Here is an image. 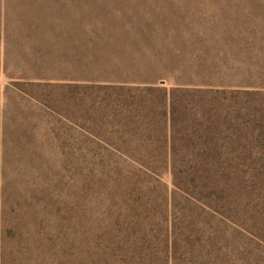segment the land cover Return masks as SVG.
Wrapping results in <instances>:
<instances>
[{"label":"rangeland","instance_id":"374dc122","mask_svg":"<svg viewBox=\"0 0 264 264\" xmlns=\"http://www.w3.org/2000/svg\"><path fill=\"white\" fill-rule=\"evenodd\" d=\"M0 264H264V0H0Z\"/></svg>","mask_w":264,"mask_h":264},{"label":"crops","instance_id":"0c3cea01","mask_svg":"<svg viewBox=\"0 0 264 264\" xmlns=\"http://www.w3.org/2000/svg\"><path fill=\"white\" fill-rule=\"evenodd\" d=\"M108 42H109V40H108ZM107 47H106V49H107V51L108 52H111V48H110V45L109 44H107L106 45ZM64 50V52L66 53V51H65V49H64V47L62 46V48H61V51H63ZM75 52L77 53L78 52V50H76L75 49ZM65 65L66 64H68L69 62L74 66V70H75V67H77L78 68V66L80 67L81 65H84L85 63H86V60L85 61H83V62H79V61H75V59H73L72 58V56H66L65 55ZM83 76H86V75H79V73L78 72H76V70H75V72H73V70H70V71H68V73H66L65 75H63L62 77H65V78H67V79H75V78H82Z\"/></svg>","mask_w":264,"mask_h":264}]
</instances>
